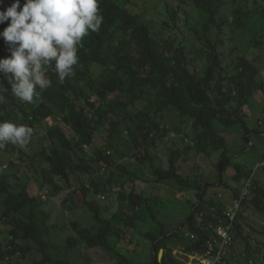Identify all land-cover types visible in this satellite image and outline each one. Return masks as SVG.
<instances>
[{"label": "trees", "instance_id": "1", "mask_svg": "<svg viewBox=\"0 0 264 264\" xmlns=\"http://www.w3.org/2000/svg\"><path fill=\"white\" fill-rule=\"evenodd\" d=\"M136 1L98 0L103 23L98 32L83 38L73 74L60 82L53 64L46 73L51 87L33 103L17 98L9 78L0 73V122L31 127L30 140L37 146L32 148L29 140L22 147L7 143L0 148V156L15 155L8 165L0 163V224L7 227L0 240V264H72L68 256L81 243L105 252L116 264H188V255L206 252L214 237L209 226L227 222L228 202L210 192L229 188L224 176L235 162L226 134L239 127L245 139L258 131L250 129L246 118L252 100L264 94V80L250 58L236 56L228 64L224 53L226 46L233 53L237 36L250 34V46L264 43V7L258 5L264 0H180L175 8L165 3L143 12ZM14 2L0 0V11ZM25 2L20 0L18 11ZM9 24L10 18L0 24V32ZM226 31L231 39L225 38ZM10 55L9 44L0 36V59ZM166 114L177 117L180 129L190 124L180 141L178 133L166 127ZM100 133L103 141L97 147ZM167 137L173 144L165 166L157 162L156 147ZM184 152L195 159L187 174L180 166L186 163ZM129 158L148 167L155 183L172 182L181 192H192L188 213L177 225L165 218L155 196L141 190L138 177L123 179L129 173L123 163ZM234 167L232 180L245 186L253 171ZM27 173L35 177L39 194L29 192L32 179ZM82 176H91V183L86 185ZM74 178L80 179L79 188ZM64 190L71 196L63 205L71 210L82 196L93 224L72 220L77 235L59 245L51 241L57 226L51 223L46 201ZM106 195L105 202L119 203L111 218L104 217L101 206ZM240 195L235 189L234 199ZM247 208L264 213L259 182L252 184L236 216L233 244L245 239ZM141 240L148 242L149 251L141 248ZM125 243L134 246L139 259L121 248ZM229 251L221 264L259 261L250 254L233 260ZM91 263L87 258L86 264Z\"/></svg>", "mask_w": 264, "mask_h": 264}, {"label": "rangeland", "instance_id": "2", "mask_svg": "<svg viewBox=\"0 0 264 264\" xmlns=\"http://www.w3.org/2000/svg\"><path fill=\"white\" fill-rule=\"evenodd\" d=\"M180 0H137L135 3H138L137 10L139 12H143L145 10L156 11L158 8H163L166 3L172 8H175L179 4ZM258 5L264 7L262 3L258 2ZM197 25V24H195ZM233 36V35H232ZM231 35H229V31L225 32V38L231 39ZM250 39L249 35L237 36L238 43H235V48L232 54H229L230 47H225V56L227 54L226 63L231 64V61L236 58V56H247L253 61V65L256 69L259 70V73L264 80V43L260 44V47L250 46L248 40ZM264 41V39H263ZM230 43V42H229ZM229 58V59H228ZM256 99L252 100L251 108L247 110V118L246 121L250 127V129L255 130L257 133L252 134L251 136H246L245 139L242 138L241 129L236 127L238 130H233L232 132L226 134L229 145V152L232 161L235 164L242 165L245 171H253L252 175L254 178L252 179V184L256 181L259 182L260 185L264 188V168L260 170H256L255 166L264 161V94L256 95ZM165 125L168 129L176 131L178 133V140L180 141L181 137L190 124H184L180 129L178 126L179 121L174 114H166L164 116ZM67 134L71 137L73 133L70 129L65 128ZM181 131V133L179 132ZM175 136V135H174ZM249 140H248V139ZM245 140V141H244ZM103 137L100 134L96 136V145L100 147L102 145ZM36 140H30V144L32 148L35 147ZM173 144V141L169 137L165 138L162 142L158 143L156 147V155L157 162L160 164L168 165L170 159V146ZM26 152H30L27 147H24ZM133 153V152H132ZM141 153V152H140ZM186 159L180 163L181 171L184 174L190 173L193 169V165L195 162L194 158L184 152V156ZM15 155H6L3 154L0 156L1 161L4 162V165H8L9 161L14 160ZM38 165L41 164V161L38 160ZM123 163V162H122ZM123 164H125L129 173L123 178L127 182H130L131 178L138 177L139 185L141 184V190L147 191L151 193L158 199L159 206L161 210L165 214V218L169 220V218H173L172 224L177 225V223L187 215L188 204L186 202L192 196V192H181L179 187L172 182L157 184L153 181V177L150 173V169L146 166H139L135 159L129 158ZM234 164V166H235ZM0 164V173L3 171V166ZM208 163L206 164V166ZM233 165L227 171L224 176V179L228 183V187H224L223 189L217 190L212 189L210 192V196H214L216 193L219 194L221 199H224L228 202V207L230 208V204L234 199V190H239L241 193L244 188V184L236 183L232 180L231 176L235 174V167ZM204 171L206 170L203 169ZM20 172V171H19ZM28 178L32 179L29 182V192L32 195L39 194L38 183L35 180V177L27 173ZM77 182V188H79V178H74ZM91 176L85 177L82 176V180L86 185L91 183ZM74 180V181H75ZM139 187V186H138ZM70 191L64 190L59 196H49L46 201V209L50 211L52 215L51 223H55L57 228L52 230L51 241L62 245L64 240L69 235H77L72 228L71 222L72 220H77L83 226H90L93 224V217L89 209L83 204L82 196L76 197L71 210L66 208L63 205V199L65 197L71 196ZM107 199L103 200L102 208L106 210L104 215L105 218H111L115 213L118 212L119 203L117 200L113 202V200L108 201V195L105 196ZM97 203V201H95ZM111 205V206H109ZM104 206V207H103ZM109 206V207H107ZM243 236L244 240H234V244L229 251L231 256H234L233 260H239L238 257L241 258L243 255H253L259 260L257 264L264 263V213L258 214L253 211L252 208H247L243 210ZM7 233V227L3 224H0V240H3L5 234ZM142 241V240H141ZM142 247L145 251H149L148 242H141ZM124 251H127L129 256H133L139 259V256L134 251V246H128L126 243L121 246ZM177 254V251L175 252ZM147 256V255H145ZM72 264H86V259L91 258V264H116V261L112 257H108L105 252L101 250L92 251L86 245L81 243L79 247L70 252V256H68ZM145 258H141L144 260ZM241 260V259H240ZM256 260V259H255Z\"/></svg>", "mask_w": 264, "mask_h": 264}, {"label": "clouds", "instance_id": "3", "mask_svg": "<svg viewBox=\"0 0 264 264\" xmlns=\"http://www.w3.org/2000/svg\"><path fill=\"white\" fill-rule=\"evenodd\" d=\"M18 8L20 0H15L6 11H0V24L10 18L0 36L11 52L9 58L0 59V73L9 78L17 98L33 103L51 87L46 73L53 64L60 82L73 74L83 38L99 31L103 16L98 0H26ZM32 135L29 126L0 122V148L7 143L22 147Z\"/></svg>", "mask_w": 264, "mask_h": 264}, {"label": "built area", "instance_id": "4", "mask_svg": "<svg viewBox=\"0 0 264 264\" xmlns=\"http://www.w3.org/2000/svg\"><path fill=\"white\" fill-rule=\"evenodd\" d=\"M256 170L264 168V161L258 163L255 166ZM251 178L245 184L243 191L239 198L234 199L233 204L228 208L227 212V222H220V224H211L209 230L214 232L213 239L208 241V248L203 255H188V264H221L223 260V255L229 251L230 247L233 245L234 236V222L236 216L241 209V205L244 199L249 195L250 189L252 187ZM47 197L44 196V200Z\"/></svg>", "mask_w": 264, "mask_h": 264}, {"label": "water", "instance_id": "5", "mask_svg": "<svg viewBox=\"0 0 264 264\" xmlns=\"http://www.w3.org/2000/svg\"><path fill=\"white\" fill-rule=\"evenodd\" d=\"M247 139H248V138H247ZM248 140H249V139H248ZM163 253H164V251H163V250H161V251H160V253H159V260H162Z\"/></svg>", "mask_w": 264, "mask_h": 264}]
</instances>
